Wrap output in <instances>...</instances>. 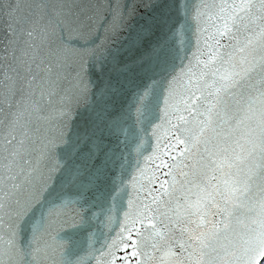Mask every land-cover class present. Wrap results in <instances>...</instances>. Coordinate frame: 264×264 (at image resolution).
<instances>
[{"label":"snow or ice","instance_id":"obj_1","mask_svg":"<svg viewBox=\"0 0 264 264\" xmlns=\"http://www.w3.org/2000/svg\"><path fill=\"white\" fill-rule=\"evenodd\" d=\"M0 264H264V0H0Z\"/></svg>","mask_w":264,"mask_h":264},{"label":"water","instance_id":"obj_2","mask_svg":"<svg viewBox=\"0 0 264 264\" xmlns=\"http://www.w3.org/2000/svg\"><path fill=\"white\" fill-rule=\"evenodd\" d=\"M145 2H147V0H145ZM146 11L147 10L143 7L138 8L137 9V16L132 21V24L135 25L139 20H141L142 17L145 15ZM61 151H63V150H61ZM81 234L82 233L79 229H67L65 231V233H63L62 235L64 236V242L67 245L69 243V241L75 242V240L78 239ZM71 250L72 249L69 248V251H71Z\"/></svg>","mask_w":264,"mask_h":264}]
</instances>
